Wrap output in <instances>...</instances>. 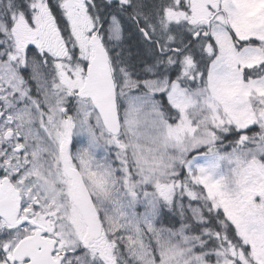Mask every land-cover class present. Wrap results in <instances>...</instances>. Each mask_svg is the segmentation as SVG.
<instances>
[{
	"label": "snow or ice",
	"instance_id": "1",
	"mask_svg": "<svg viewBox=\"0 0 264 264\" xmlns=\"http://www.w3.org/2000/svg\"><path fill=\"white\" fill-rule=\"evenodd\" d=\"M0 264H264V0H0Z\"/></svg>",
	"mask_w": 264,
	"mask_h": 264
}]
</instances>
